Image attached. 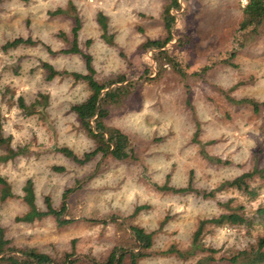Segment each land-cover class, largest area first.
Returning a JSON list of instances; mask_svg holds the SVG:
<instances>
[{
  "label": "rangeland",
  "instance_id": "1",
  "mask_svg": "<svg viewBox=\"0 0 264 264\" xmlns=\"http://www.w3.org/2000/svg\"><path fill=\"white\" fill-rule=\"evenodd\" d=\"M68 1L0 0L2 127L13 146L29 144L33 150L0 164V174L15 193L0 202L5 238L56 258L74 251V264H106L113 248L136 249L129 229L136 225L153 233L151 248L137 264H194L206 253L196 250L183 258L166 251L189 249L199 220L222 211L219 201L235 198L252 212L264 205V180L254 179L257 196L249 202L233 190L204 198L163 191L153 183L182 187L192 171L195 188L209 191L255 166L264 167V112L231 101L264 103V20L254 35L238 36L244 44L238 47L233 38L247 0H179L181 8L170 9L173 39L164 48L181 62V74L156 57L155 48L145 46L167 36L163 15L171 0H72L81 19L78 46L91 56L95 78L104 82L124 74L126 81L137 83L127 100L108 107L104 121L131 137L134 156L117 160L97 155L80 164L53 148L66 146L78 156L95 148L71 111L72 104L88 95L87 85L72 77L46 80L40 68L47 61L59 70L86 72L80 54L58 52L71 44L73 20L50 12ZM99 11L107 16L113 44L100 37ZM29 36L56 53L41 44L2 50L6 41ZM6 87L13 97L3 95ZM39 93L49 96L40 114L24 115L12 103L21 95L29 104ZM201 150L222 162L209 161ZM27 179L33 181L40 210L46 209V197L56 208L65 201L64 217L72 222L59 225L52 215L32 223L16 221L27 211L21 198ZM263 233L260 225L206 230L203 247L218 250L207 264H229L221 257ZM121 264H131L130 259Z\"/></svg>",
  "mask_w": 264,
  "mask_h": 264
},
{
  "label": "trees",
  "instance_id": "2",
  "mask_svg": "<svg viewBox=\"0 0 264 264\" xmlns=\"http://www.w3.org/2000/svg\"><path fill=\"white\" fill-rule=\"evenodd\" d=\"M171 8L180 9L179 0H171L170 5L164 10V24L167 30V36L161 40H148L145 44L146 48H155L156 57L163 59L175 71L183 74L185 71L182 68L181 62L176 56H170L165 45L171 41L172 25L175 21L174 15L170 12ZM52 15H65L72 17L73 26L71 27V41L70 46L66 49H60L58 52L68 54H80L85 62V73L59 70L56 69L51 63L41 61L40 68L45 72L46 80H51L55 77H72L74 81H84L87 85L88 95L80 102L71 105V111L76 115L81 127L87 134L96 142L95 148L86 151L82 156H78L70 148L66 146L54 147L53 149L61 152L66 157L73 161L83 164L91 160L97 155L110 156L114 159L121 160L132 158L134 156V146L131 137L123 132L118 127L107 125L104 121L108 116L111 105H118L122 101L130 97L131 88L136 85L134 81H126V75H119L111 77L104 82H100L95 78V70L92 65V58L89 54L82 52L78 46V32L81 28V19L77 13V9L72 0H69L65 7H57L50 12ZM107 16L101 11L96 14V22L100 29V37L109 44H113V35L109 34ZM264 20V0H247L246 4L242 7V19L238 25L236 36L234 35L233 43L243 46L242 42L238 39L245 34L250 33L254 35L258 31L259 25ZM60 37L67 39L66 34L59 33ZM252 37V36H249ZM41 44L46 47L48 52L56 53L51 50L49 46L45 45L38 39L32 37H16L6 41L2 45V50L7 51L10 48H16L21 45H37ZM236 52V49L232 51ZM232 54H229V56ZM234 55V54H233ZM155 57V58H156ZM158 59V58H156ZM160 65V64H159ZM209 66H205L204 69ZM148 73L149 70H144ZM111 85V87H109ZM5 93L13 97L12 90L9 87L5 88ZM48 94L39 93L37 97L29 104L26 103L23 96L19 95L12 103L16 104L17 108L24 115H33L42 113V108L48 105ZM230 100V98H229ZM231 101L237 104H245L250 106L254 113L264 112V103H260L251 98H242L239 100ZM263 122L261 131L264 132V115L262 116ZM197 134V131L195 132ZM12 137L4 134L2 127V115L0 112V164L13 161L18 156H29L33 153L29 144L15 145L11 143ZM209 143V142H208ZM201 153L207 157L209 161L221 163L220 157L209 156L204 150ZM55 169L63 170L61 167H54ZM258 177L264 180V167H253L251 171L244 172L232 179L222 181L214 189L209 191L200 190L195 188L193 184V172L190 171L187 182L182 187H175L167 184L162 185L153 183L158 189L163 191H170L173 193H190L194 192L204 198H215L217 193H223L228 190L238 192L239 195L246 197V202L254 200L257 196V190L253 186V181ZM264 186V185H263ZM21 198L23 203L27 206V211L20 216H16V221H23L32 223L35 220H40L48 215L55 217L59 225H64L72 222V219L65 218L64 213L66 210V202L62 201L58 208L53 207L50 199L45 198L46 209L40 210L35 203V191L33 181L27 179L22 188ZM69 189L64 192L65 197ZM15 196L12 185L8 179L0 174V202H4ZM237 198V197H236ZM219 206L222 211L215 216L200 219L196 229L193 232L191 245L189 249L180 250L175 247L169 248L167 253H175L179 257H186L188 254H193L196 250H201L206 253L199 258L194 264H207L214 259V255L218 252L217 249L212 247H203L201 242L206 230L211 228H231V227H245L252 228L260 225L264 228V205L258 206L255 210L250 211L247 209L245 202H236L235 198H229L225 201H219ZM139 209V207H137ZM102 222H105L104 220ZM130 236L134 241L136 249H122L113 248L106 264H121L126 257L130 259L131 264H137V260L147 255L153 244L152 232L145 231L142 227L131 225ZM74 251L67 252L63 258H56L49 254L39 251L32 247H16L11 244L8 238H5L4 227L0 224V264H74L76 258ZM229 264H264V233L257 236L255 242L248 244L240 250H235L228 257H221Z\"/></svg>",
  "mask_w": 264,
  "mask_h": 264
}]
</instances>
